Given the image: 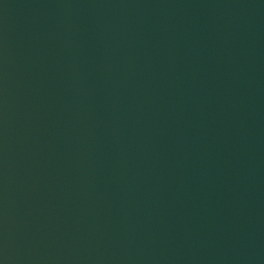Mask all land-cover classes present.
Masks as SVG:
<instances>
[{
  "label": "water",
  "instance_id": "1",
  "mask_svg": "<svg viewBox=\"0 0 264 264\" xmlns=\"http://www.w3.org/2000/svg\"><path fill=\"white\" fill-rule=\"evenodd\" d=\"M0 264H264L214 0H0Z\"/></svg>",
  "mask_w": 264,
  "mask_h": 264
}]
</instances>
